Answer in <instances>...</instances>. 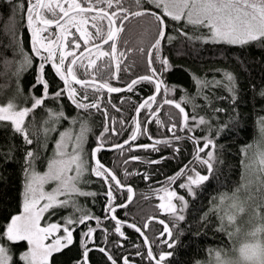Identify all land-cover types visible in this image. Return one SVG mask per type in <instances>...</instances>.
<instances>
[{
    "label": "snow or ice",
    "instance_id": "snow-or-ice-1",
    "mask_svg": "<svg viewBox=\"0 0 264 264\" xmlns=\"http://www.w3.org/2000/svg\"><path fill=\"white\" fill-rule=\"evenodd\" d=\"M7 3L12 7V13L6 22V34L11 37V44L5 47H13L14 56L18 55L20 59L10 61L4 57L0 60L4 67L0 76H6L10 66L15 63L12 77L15 78L16 91L24 95L20 84L22 74L34 63L38 64V71L35 83L25 96L23 104L17 103L15 98L0 104V126L10 128L25 146L21 158L24 175L23 210L19 214L10 215L5 224H0V264H13L12 248L20 242L27 244V249L19 256L23 264H55V254L76 244L74 233L79 225L87 230H80L78 254L73 264H92L90 253L94 249L91 245L95 244L100 218L78 201L79 197L95 198L98 195L85 190L88 184L94 182L90 179L92 176L106 186L103 192L106 197L105 211L112 213L110 219L115 221L114 232L127 238L122 231L126 222L118 219L115 212L117 208L128 207L133 199V189L122 183L116 173L101 162L98 153L106 149L108 134L120 135L115 127L117 121L110 118L108 112L107 105H111L116 112L121 111L112 103L111 94L132 93L141 82L153 84L154 94L135 106L134 131L129 138L111 147L121 150V153L125 145H129L130 151L137 148L158 151L156 145L163 143L171 147L173 141L182 139L174 129L191 133L187 139L194 145L193 159L174 175L167 177L165 186L154 190L160 201L158 209L170 218L172 227H178L180 222L186 220L184 213L189 206L186 197L196 198L197 190L202 189L216 171L217 162L223 163L217 155V141L229 130L236 118L221 123L219 113L226 109L214 107L211 103L208 105L211 115H200L197 111L200 106L195 104L194 97L191 101L187 96L182 98L184 103H192V112L186 111L182 103L174 99L164 98L162 103L157 101V96L162 91L166 94L170 90L162 79L164 72L171 67L169 60L163 55L164 44H170L176 38L168 34L169 25H179L174 27V31L188 40L239 46L256 44L264 48V0H35L34 3L33 0H7ZM18 13L21 20L26 19L27 29L31 33V54L24 50L19 39L16 21ZM131 18H144L150 25L141 34L136 48L128 47L129 41L122 38ZM8 22H11L10 27H7ZM188 26L200 34H189L184 30ZM202 29H207V33L201 32ZM150 31L151 39L145 45L143 37ZM132 52H137L146 59L151 74L133 78L124 87L113 86L111 81L120 80L121 65ZM157 61L159 69L154 66ZM48 65L62 82L51 93L52 85L46 71ZM104 70H107V76L101 79L99 77ZM128 70L127 66L123 69L125 72ZM193 79L198 86H208L209 82L196 77ZM211 84L215 87L222 86L231 94V100L235 103L236 78L231 72L225 71L223 80L212 81ZM200 91L202 88L198 87V94ZM105 93L108 94L106 103ZM259 95L264 97V88L259 90ZM65 97L78 110L77 116H67L63 104H60L59 110L46 105L47 100L60 102ZM204 99L209 100V97L205 96ZM218 99L225 97L220 96ZM123 102L121 99V103ZM153 104L157 107L153 108ZM163 105H170L178 110L179 123L169 117L171 125L168 131L172 132V137L155 140L152 144L133 146L137 134H146L147 124L152 122L149 119L142 127L138 119L141 110H147L151 117H156L155 122L159 125L163 121L157 113ZM39 109H43L46 116L38 123L36 116ZM93 110L104 117V125L103 130L96 135L95 146L89 149V137L94 134L90 124ZM81 112L86 115L81 116ZM64 120L70 121V127L60 131L59 126ZM119 123L123 126L125 121L121 119ZM258 124L262 139L257 142L253 156L248 157L251 144L241 149V165L245 170L241 175V182L231 193L222 192L213 196L209 202V211L201 216V223H204L208 221L209 214L216 215L220 223L215 226V230L224 233L229 241L241 234L245 216H250L247 223L251 227L244 232L245 239L239 247L233 244L231 249L226 246L209 248L207 251L212 258L203 264H264V116L258 118ZM197 129L201 130L200 135L196 134ZM205 131L207 135L203 134ZM53 133H58V138L54 139ZM148 139L152 140L153 137L149 134ZM50 143H54L52 155L42 156L43 152L48 151ZM14 148L15 145L10 146L3 154L5 163L14 159ZM219 148H223V145H219ZM173 150L175 153L180 152L179 147ZM128 159L139 160L140 157L130 156ZM41 161H46L44 171L37 168ZM124 162L127 163L128 160ZM160 162L148 161L151 164ZM201 168L204 169L203 172L199 170ZM134 174L139 173H131L127 169L124 171L125 176ZM143 178L150 179L148 175ZM49 185H52L51 190H46ZM125 188L128 193L127 202L117 204V193ZM178 189L185 190V193L180 194ZM68 208L72 211L52 221L53 216H58L61 210ZM92 219L97 221L96 227L87 223ZM153 219L156 217L149 218ZM158 223L163 225L159 236L167 234L168 239L160 241L167 250L154 251L153 242L149 241L140 227L134 223L127 224V227L143 236V244L147 245L146 253L138 250L136 255L146 258L149 264H172L176 244V240L172 239V228L163 219L158 220ZM147 227L148 224L145 223L144 228ZM134 246L139 249V245ZM95 250L102 253L110 264H118V260L105 247L96 246ZM121 259L123 264H130L127 256ZM195 264L202 262L197 260Z\"/></svg>",
    "mask_w": 264,
    "mask_h": 264
},
{
    "label": "trees",
    "instance_id": "trees-1",
    "mask_svg": "<svg viewBox=\"0 0 264 264\" xmlns=\"http://www.w3.org/2000/svg\"><path fill=\"white\" fill-rule=\"evenodd\" d=\"M11 13L12 7L7 3V0H0V60L4 57L10 61L20 59L18 55L14 56L13 47H5V45L11 44V37L6 34V22ZM136 19V22L135 20L128 22L123 35V39L129 41L128 47L130 48L137 47L141 34L146 28L150 27L144 18ZM16 21L18 22L19 39L22 41V47L26 52L31 54V33L27 29V22L21 20L19 13L16 15ZM10 26L11 22H8L7 27ZM178 26L169 25L168 34L176 38L170 44L165 43L163 47V55L167 57L171 67L164 72L162 79L170 90L166 94L162 91L157 96V101L162 103L164 98L174 99L177 102H181L186 111L192 112V103H184L182 98L187 96L191 101V98L194 97L195 104L200 106L197 109L200 115H211V108L208 107L209 103H211L214 107L226 109L225 112L219 113L221 123H227L230 118L235 117L236 119L230 124L229 130H226L217 141V155L223 160V163L217 162L215 165L216 171L202 189L197 190L196 198L186 197L189 201V206L184 213L186 220L180 222L178 227H172L170 218L166 214L161 213L157 207L160 201L157 198V192L154 190L165 186L167 184V177L174 175L184 164L193 159L194 145L191 140L187 139V136L191 135V133L174 129L173 131H175L176 135L181 136L182 139L178 142L173 141L171 147L163 143L158 144L156 145L159 149L158 151H153L151 148L147 150L137 148L130 151L129 146H127L123 149V153H121V150L111 152L102 150L98 153V157L102 163L109 166L116 173L122 183L125 185L130 184L134 188L135 197L133 201L127 208L117 209V216L142 228L149 241L153 242L154 251H159V249L167 250L166 246L160 243L161 240L168 239L167 234L162 237L159 236V233L163 230V225L158 223L156 219L149 222L147 230L144 229V225L150 217L165 220L172 228V239L176 240L172 264H195L197 260L203 264V262L209 261L212 258L207 251L209 248L226 246L228 249H231L233 244L237 245L239 243V239L236 237L232 241H229L224 233L215 230V226L220 223L216 215L209 214L208 221L204 223H201V216L209 211L211 207L209 202L213 196L222 192L231 193L234 187L241 182V175L245 171L241 165L243 158L241 149L245 145L251 144L252 148L248 150V157L251 158L256 151L257 142H260L262 139L258 118L264 116V97L259 95V90L264 88V48L256 44L239 46L188 40L174 31V27ZM184 30L189 34H200L199 32H194L191 26H188ZM201 32L206 34L207 29H202ZM143 38L145 45H147V42L151 39V31ZM133 61H135L134 64L132 63ZM126 66L129 68L127 72L123 71ZM154 66L159 69V62L157 61ZM15 67L16 64L13 63L10 66L8 74L0 76V104L7 102L10 98H15L17 103L23 104L25 96H27L32 85L35 83V76L38 71L37 63H34L32 67H29L22 74L20 84L24 89V95L19 94L16 91L15 78L12 77V71L15 70ZM121 67L122 71L119 73L120 80L113 79L111 81L113 86L124 87L133 78L151 74L146 59L137 52L130 53L128 59L122 63ZM0 71H4L2 64H0ZM46 71L48 74L47 78L52 85L50 88L51 93L62 82L54 75V71L50 65L46 66ZM225 71L231 72L236 78L237 98L235 103L231 100V94L222 86L215 87L211 84L212 81L223 80ZM106 76L107 70H104L101 72L99 78L102 79ZM193 77L209 82L208 86H198ZM198 87L202 88L199 94ZM153 93V84L141 82L135 86V91L132 93L121 92L111 94V97L114 96L111 101L117 106L119 104L118 100L115 99L117 95L128 96L133 100H126L124 101L125 105L122 107L118 106L121 109L120 112H116L115 109L109 112L110 118H115L117 121L115 127L120 132V135L113 136L108 134L107 146L122 143L129 138L131 132L134 131L133 118L136 116L134 111L135 106ZM37 94H39L38 91ZM205 96L209 97V100H205ZM220 96L225 97V99H218ZM107 99L108 94L105 93V103ZM60 104L64 105V111L67 116H77L78 110L75 109V106L66 97L60 102L54 99L46 101L47 107L54 110H59ZM152 107L156 108L157 105L153 104ZM80 115L84 116L86 114L81 112ZM44 116H46V113L43 109L37 110L36 119L38 123ZM157 116L163 121L162 124L158 125L155 122L156 117H151L147 110H141L140 122L142 127L145 121L151 119L152 122L147 124L148 132L146 134H139L135 143L152 144L155 140H164L172 137V132L168 131V127L171 125L169 117L171 116L172 120L179 123L178 110L170 105H163L158 111ZM121 119L125 121L123 126L117 125ZM90 124L94 134L89 137V144L87 146L89 149L95 146L96 135L103 130L104 117L94 111ZM213 126H216L215 121L213 122ZM69 127L70 121L64 120L61 122L59 130L63 131ZM149 134L153 137L152 140L148 139ZM196 134L200 135L201 130L197 129ZM203 134L207 135V132L205 131ZM53 138H58V133H53ZM12 145H15L12 153L14 159L5 163L3 161V154ZM219 145H223V148H219ZM24 147L22 139L14 135L10 128L0 126V224H5L10 219V215L19 214L23 210L24 175L21 158ZM53 147L54 143H50L48 151L43 152L41 155L50 157ZM175 147L180 148L179 153L174 152L173 149ZM130 156H138L140 159L130 160L128 159ZM165 157L166 159H164ZM125 160H128V162L125 163ZM151 160H160L161 162L158 164L148 163ZM37 168L40 171L45 170L46 161L38 162ZM125 169L128 172L139 174L125 176ZM199 170L204 171L202 168ZM144 175H148L150 179H144ZM90 179L94 182L88 184L85 190L96 192L98 195L95 198L79 197L78 201L86 209H89L94 216L100 218V227L95 233V244L91 246L105 247L118 260V264H123L121 259L123 256L128 257L130 264H149L146 258L136 255L138 250L146 253L147 247L143 244L142 236L135 229L127 227V224L122 226V231L127 237L126 239L114 232L113 225L115 221L111 220L109 212L105 211L106 197L103 195V192L106 190V186L94 176L90 177ZM178 191L180 194L185 193V190L178 189ZM127 196L126 190L117 193L116 203L126 202ZM212 203H216V201H212ZM71 211V208L63 209L58 216H53L51 219L52 221H56L60 216L67 215ZM87 223L96 227L97 221L92 219ZM81 229L87 230L83 225L77 227V232L74 233L76 237L75 245L71 246L70 249H65L62 253L54 255L53 260L55 264H73L78 254L77 249L79 247V233ZM197 232L200 234L196 235L195 233ZM134 245H139V249ZM157 245L159 246L158 248ZM26 249V242H20L18 246L12 248L13 264H23L19 260V256ZM90 258L92 264H110L106 257L97 250H93L90 253Z\"/></svg>",
    "mask_w": 264,
    "mask_h": 264
},
{
    "label": "flooded vegetation",
    "instance_id": "flooded-vegetation-1",
    "mask_svg": "<svg viewBox=\"0 0 264 264\" xmlns=\"http://www.w3.org/2000/svg\"><path fill=\"white\" fill-rule=\"evenodd\" d=\"M14 2H18V0H14ZM35 2V0H33V3ZM125 7H128V5L127 4H125ZM132 20H135V22L137 21V19L136 18H131L130 19V22L132 21ZM25 21H26V19H25ZM127 24H128V22H127ZM127 24H126V26H127ZM125 30H126V28H125ZM74 31V30H73ZM125 33V32H124ZM124 33L122 34V38H123V35H124ZM121 50H123V48H121ZM111 99L112 98H114V96L113 97H110ZM115 99H117L118 100V102H119V104H118V106L119 107H122L123 105H125V103L123 102V103H121V99H123L124 101H126V100H129V101H132L133 99H131V97H128V96H124V95H117L116 96V98ZM113 108L111 107V105H108V112H111V110H112ZM120 123L118 122V124L117 125H119ZM116 125V124H115ZM138 136H139V134H138ZM138 143H135V141L133 142V146L134 145H137ZM110 146H112V144L111 145H108V147H110ZM129 146V145H128ZM108 152H111V151H113V150H107ZM110 157V156H109ZM107 166V165H106ZM108 168H110L109 166H107ZM111 169V168H110ZM126 185H128V186H131L130 184H126ZM132 187V186H131ZM117 209H120V208H117ZM110 215H109V217L112 215V213H109ZM115 215L117 216V210H116V212H115ZM108 217V218H109ZM117 218L118 219H121V220H124V219H122V218H119L118 216H117Z\"/></svg>",
    "mask_w": 264,
    "mask_h": 264
},
{
    "label": "rangeland",
    "instance_id": "rangeland-1",
    "mask_svg": "<svg viewBox=\"0 0 264 264\" xmlns=\"http://www.w3.org/2000/svg\"><path fill=\"white\" fill-rule=\"evenodd\" d=\"M98 63H100V62H98ZM139 121H140V118H139ZM104 164V163H103ZM45 170H46V168H45ZM44 171V170H43ZM51 187H52V185H49V186H46V190H51ZM250 219V216H245L244 218H243V221H242V232H241V234L239 235V236H237L236 238L237 239H239V243L236 245V247H239V244L241 243V242H243L244 241V239H245V236H244V232H246L249 228H248V226L250 225L249 223H247V221ZM46 221H42V223H45Z\"/></svg>",
    "mask_w": 264,
    "mask_h": 264
},
{
    "label": "water",
    "instance_id": "water-1",
    "mask_svg": "<svg viewBox=\"0 0 264 264\" xmlns=\"http://www.w3.org/2000/svg\"><path fill=\"white\" fill-rule=\"evenodd\" d=\"M153 94H154V93H153ZM145 99H147V98H145ZM145 99H144V100H145ZM142 102H143V101H142ZM138 119H139V117H138ZM137 135H138V134H137ZM127 146H128V145H125L124 147H127ZM105 150H119V149H115V148H112V147L110 146V147H106ZM105 166H106V165H105ZM106 167H107V166H106ZM131 188H132V187H131ZM132 189H133V188H132ZM124 190H126V188H125ZM132 195H133V199H134V197H135L134 190H133ZM133 199H132V201H133ZM132 201H131V202H132ZM126 202H127V201H126ZM131 202H130V203H131ZM130 203H129V204H130ZM129 204H128V205H129ZM120 220H121V219H120ZM157 220H160V219H157ZM122 221H125V222H126L125 224H132L131 222L126 221V220H122ZM150 221H152V220H147L146 223L149 225V222H150ZM137 227H139V226H137ZM144 229L147 230L148 227H147V228H144ZM141 230H142V228H141ZM142 231L144 232V230H142ZM142 238L144 239L143 236H142ZM146 247H147V245H146ZM95 248H96V247H93L94 250H95Z\"/></svg>",
    "mask_w": 264,
    "mask_h": 264
}]
</instances>
